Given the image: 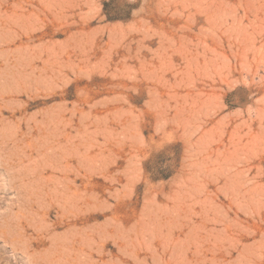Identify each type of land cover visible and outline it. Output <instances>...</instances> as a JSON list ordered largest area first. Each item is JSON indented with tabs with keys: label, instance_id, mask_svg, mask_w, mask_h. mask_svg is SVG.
Masks as SVG:
<instances>
[{
	"label": "rangeland",
	"instance_id": "374dc122",
	"mask_svg": "<svg viewBox=\"0 0 264 264\" xmlns=\"http://www.w3.org/2000/svg\"><path fill=\"white\" fill-rule=\"evenodd\" d=\"M264 264V0H0V264Z\"/></svg>",
	"mask_w": 264,
	"mask_h": 264
},
{
	"label": "bare ground",
	"instance_id": "6f19581e",
	"mask_svg": "<svg viewBox=\"0 0 264 264\" xmlns=\"http://www.w3.org/2000/svg\"><path fill=\"white\" fill-rule=\"evenodd\" d=\"M48 264H64L60 259H55V260H51V262L49 261Z\"/></svg>",
	"mask_w": 264,
	"mask_h": 264
}]
</instances>
